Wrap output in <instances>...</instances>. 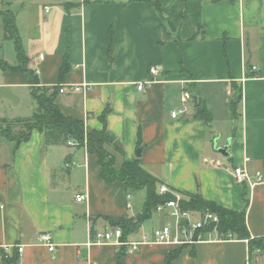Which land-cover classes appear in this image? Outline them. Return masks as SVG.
<instances>
[{
    "label": "crops",
    "instance_id": "obj_1",
    "mask_svg": "<svg viewBox=\"0 0 264 264\" xmlns=\"http://www.w3.org/2000/svg\"><path fill=\"white\" fill-rule=\"evenodd\" d=\"M0 4L14 17L28 70L0 67V118L31 116L34 86L87 83L88 91L58 93L55 103L96 130L103 128L100 115L108 106L105 133L123 148L118 163L138 158L159 184L178 193L199 191L235 211L242 209L245 191L250 237L264 236V181L247 189L230 173L247 164L264 175V0H161L162 15L141 0ZM4 48L0 43V59L17 66L15 45L12 57ZM151 65L160 73L147 83ZM139 83H145L142 90ZM183 90L191 94L186 114L173 118ZM198 105L210 113V123L193 117ZM226 145L229 156L216 150ZM79 193L83 202L75 199ZM133 200L123 182L101 179L95 155L83 147L48 145L37 129L15 150L0 137V264H164L177 246L87 244L92 231L110 226L98 215H137L141 208ZM154 215L129 239L161 225H152L154 219L165 220ZM44 231L52 233L53 251L35 243ZM16 245H23L22 253ZM2 255L15 259L4 262ZM171 264H264V254L255 251L250 258L247 240L222 238L213 229L181 248Z\"/></svg>",
    "mask_w": 264,
    "mask_h": 264
},
{
    "label": "trees",
    "instance_id": "obj_2",
    "mask_svg": "<svg viewBox=\"0 0 264 264\" xmlns=\"http://www.w3.org/2000/svg\"><path fill=\"white\" fill-rule=\"evenodd\" d=\"M141 1L146 2L162 15L161 0ZM0 17L3 26V38L4 40H12L14 42L19 61L17 66H10L6 61L0 59V67L8 70L18 69L27 72L26 58L16 32L14 17L9 11L1 10ZM163 31L167 37L168 33L165 27H163ZM58 93V86H34L30 91V95L35 102L32 115L17 119L0 118V137L12 142L15 150L22 142L29 139L33 129L42 130L45 132V140L48 145L83 147L89 154L95 155L100 167V177L106 184L121 181L128 192L143 190L145 195L141 211L134 217L111 219L104 215H98L99 217H103L110 226L120 227L123 232L122 238L127 239L129 235L139 230L145 220L152 217L156 212L158 204L172 199L173 195L169 192L163 194L157 193L159 181L141 167L138 158L130 161L123 160L118 163L117 153H122L123 148L119 143L110 141L105 133L104 119L105 115L110 111L108 106L104 108L100 115V119L104 123L103 128L96 130L85 127L84 122L80 119L63 114L55 103V97ZM232 103L236 104L237 101L233 99ZM193 117L202 119L206 123H210L211 120L210 113L200 105L196 107ZM70 139L74 141L73 145L67 143ZM136 144L138 148L142 145L140 128L137 129ZM108 146H112L113 151L109 150ZM180 193L184 195L180 201V206L183 210L201 211L207 209L217 215L218 221L215 223V226L206 227L203 229L204 232L215 229L222 238L247 240L250 258L255 255L257 249L259 250V254H264V236L251 238L246 225L247 192L244 191L243 193V206L240 211L228 209L218 205L214 201L206 200L199 191L196 193ZM183 247L185 245L177 246L176 249L168 251L164 264H171L172 259L179 254ZM14 259L15 256L8 259L5 255H2V261L4 262Z\"/></svg>",
    "mask_w": 264,
    "mask_h": 264
},
{
    "label": "built area",
    "instance_id": "obj_3",
    "mask_svg": "<svg viewBox=\"0 0 264 264\" xmlns=\"http://www.w3.org/2000/svg\"><path fill=\"white\" fill-rule=\"evenodd\" d=\"M45 11H49L48 6L45 7ZM251 69L256 70V66H252ZM149 73L152 78L149 79L147 83L157 79L156 77L160 73V68L158 66L151 65L149 67ZM144 85L145 83H139L137 85L138 90H142ZM58 89L59 93H63L67 90L84 93L90 89V85L87 83L71 85L69 87L60 85ZM190 99L191 94L187 90H183L181 94L182 107L172 111L171 116L176 118L180 115H185L186 104ZM67 143L69 145H73L74 141L70 139ZM245 161L247 162L248 159L246 158ZM72 164H74V162H66L65 167H69ZM230 173L237 183L244 185L247 189H252L254 186L264 181L263 172L259 169L252 171L247 164L230 168ZM166 192L171 193L173 198L158 204L156 207V213L164 216L167 220L166 223L143 232L140 238L136 240H130L129 236L127 239H123V232L120 227L109 226L104 229L92 231L87 244H109L116 247L130 246L132 250H136L141 245L148 243L189 246L203 240L207 233L204 232L203 229L211 225L215 226V223L218 221L217 215L207 209L201 211L183 210L180 206V201L183 199V196L170 189L165 184H158L157 193L163 194ZM85 197L84 193L75 195V199L78 202H83ZM127 198L129 200L130 195H127ZM127 206L130 207L129 201L127 202ZM35 243L46 246L49 251H53L55 249L52 233L49 231L39 233ZM16 250L19 254L22 253L23 245H16ZM256 252H259V250L257 249Z\"/></svg>",
    "mask_w": 264,
    "mask_h": 264
},
{
    "label": "rangeland",
    "instance_id": "obj_4",
    "mask_svg": "<svg viewBox=\"0 0 264 264\" xmlns=\"http://www.w3.org/2000/svg\"><path fill=\"white\" fill-rule=\"evenodd\" d=\"M3 9V5H1L0 4V10L1 11H4V10H2ZM0 43H4V45H5V50H6V52H7V54H8V56L11 54V57H12V55L14 56V45H13V43H12V41H9V40H3V38L1 37L0 38ZM133 195H134V202H135V206L137 207V209H140L141 208V204H142V201H143V198H144V191L143 190H138V191H133ZM154 215V214H153ZM156 215V214H155ZM155 215H154V217H155ZM153 217V218H154ZM167 222V220L165 219V220H163L162 219V221L160 222H158L157 221V219L155 220H153V223H152V225H154V226H156V225H158L159 223L160 224H163V223H166ZM149 223V222H148ZM150 224V223H149ZM150 226V225H149ZM147 228H149V227H147ZM149 230V229H148Z\"/></svg>",
    "mask_w": 264,
    "mask_h": 264
},
{
    "label": "water",
    "instance_id": "obj_5",
    "mask_svg": "<svg viewBox=\"0 0 264 264\" xmlns=\"http://www.w3.org/2000/svg\"><path fill=\"white\" fill-rule=\"evenodd\" d=\"M196 104H198V102ZM216 150L223 156H229V153L227 152V145L223 147H218L216 148ZM137 154H139V151H137Z\"/></svg>",
    "mask_w": 264,
    "mask_h": 264
}]
</instances>
